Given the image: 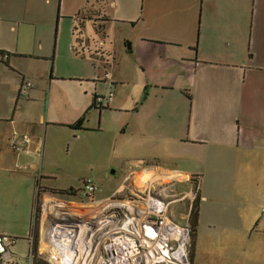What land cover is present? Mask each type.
Returning a JSON list of instances; mask_svg holds the SVG:
<instances>
[{
    "label": "crops",
    "instance_id": "1",
    "mask_svg": "<svg viewBox=\"0 0 264 264\" xmlns=\"http://www.w3.org/2000/svg\"><path fill=\"white\" fill-rule=\"evenodd\" d=\"M88 23L93 34H85ZM19 37L34 43L20 47L13 42ZM62 46L68 58L73 56L75 74L67 77L85 89L68 100L51 96V106L68 112L66 120L53 116L52 124L67 127L64 123L86 114L80 130H88L95 95L109 91L114 98L108 107L130 116L128 144L141 156L110 195L121 191L129 177L147 175L142 173L147 168L197 175L198 224L206 213L202 201L219 208L227 201L225 230L264 231V0H0V51L9 53L8 60L31 58L42 64L36 71L8 66L15 76L6 106H0V190L7 180L21 183L18 177L1 176L8 171V149L19 157L42 150L34 117L43 122L47 88L66 78L57 72ZM89 60L93 76L81 78L78 62ZM27 75L33 87L24 98L18 89ZM29 104L39 107L36 116L17 118L18 109ZM25 161L30 185L26 182L23 197L16 200V213L1 215L0 233L23 238L29 249L32 185L39 181L48 189L43 182L52 176L35 173L34 159ZM185 162L191 165L186 171L168 165ZM208 213L211 220L210 206ZM36 258L44 261L39 253ZM249 259L242 264H262L257 255ZM14 264L22 263L16 258Z\"/></svg>",
    "mask_w": 264,
    "mask_h": 264
},
{
    "label": "rangeland",
    "instance_id": "2",
    "mask_svg": "<svg viewBox=\"0 0 264 264\" xmlns=\"http://www.w3.org/2000/svg\"><path fill=\"white\" fill-rule=\"evenodd\" d=\"M120 31L126 32L125 29H121ZM93 33V26L91 23H88L85 34L89 35ZM13 42H16L20 47L31 42L34 43L33 40L24 37L14 38ZM48 42L52 56L54 36H51ZM71 56L68 58L67 46H62L58 57L57 72L66 78L57 80V83L53 84L50 91L48 89L49 87L47 88L48 101L50 100V102H48V106L44 105L43 122L41 123L40 119L34 117L35 129L40 138L42 150L36 151L31 155L22 153L20 157V154L12 153L10 149L6 152L8 155L10 154L7 160L8 171L6 173L1 172V176L18 177L21 179V183L11 184V181L7 180L9 183L5 185V190H0V217L4 213H16V200L23 197L25 193L24 187L27 186V183L30 185V180H27L25 176V172H28L24 169L26 166L25 158H32L38 163L39 168L35 173H39L41 170L42 173L51 175V180H46L43 183L48 185L49 190L62 191L63 193H57V195L66 199L77 198L67 193V191L78 190L79 193L84 179H91L98 186V191L95 194L96 199L106 198L119 186L124 176L137 167L134 165L136 164L135 160L140 158L141 155L133 151L130 148V144H128L130 137L127 133L130 118L128 112L119 111L111 106L102 108L101 113L99 109H92L87 118L89 123H86V126L89 127L88 130H71L67 127L52 124L53 116H59L66 120L68 112L66 109H60L56 105L51 106V96H54V99L57 97L58 99H70L74 96L81 95L82 90L85 89L76 86L67 77L75 74L73 71L74 68H71L73 63ZM86 58L89 57L86 56ZM53 62L55 68V56ZM78 63V67L80 68L79 76L81 78L93 76L90 60ZM41 65V62L31 58H16L6 61L0 59V106L2 108L6 106V99L11 95V86L15 76L13 71L15 70L14 67L8 66H15L18 70L23 68L24 70L36 71L42 67ZM51 65L52 62L50 61L48 63L49 72ZM95 73H99V75L103 74L100 71H95ZM29 75H27L28 78L30 77ZM86 86L89 89L90 86ZM51 107L52 110H50L51 112L47 117V108ZM38 108L37 106L34 107L29 104V109H18L16 117L26 120L33 118V115L36 116ZM66 124L69 123H64V125ZM23 128L25 129L26 126L24 125ZM148 163L145 162L139 166L142 167ZM168 165L176 166V168L184 171L191 168L188 162L178 163V165L169 163ZM139 175L137 177L142 178ZM132 181L133 176L123 186H126ZM141 184L142 182H136V185L140 186ZM194 185H191V187L193 186V190L196 188ZM32 186V191L36 197L37 185L33 184ZM167 188L166 194H169L168 199L172 201L181 198L185 192L190 190L183 182H177ZM174 194L176 195L173 196ZM35 202L36 198L33 199V205ZM219 205L220 208L213 207L211 202L202 201V206L206 209V213L205 218L202 219L201 223L199 222L196 228L192 255L189 256L191 264H242L243 259L246 260V257H248L246 261L250 262L249 258L255 255L261 258L260 263L264 264V231L249 232L245 230L230 232L225 230L222 226V219H225L229 215L227 213L228 202L221 201ZM209 206L212 208L211 220L209 219L208 213ZM170 210V215L175 221L185 223L189 211L188 199L185 198L182 201L172 203ZM190 220L191 215L188 218L189 224L191 225ZM10 223L14 226V221ZM189 246L188 251H190ZM13 250L18 254L20 262L27 264L25 260L28 255L27 241L23 238L17 239Z\"/></svg>",
    "mask_w": 264,
    "mask_h": 264
},
{
    "label": "built area",
    "instance_id": "3",
    "mask_svg": "<svg viewBox=\"0 0 264 264\" xmlns=\"http://www.w3.org/2000/svg\"><path fill=\"white\" fill-rule=\"evenodd\" d=\"M8 58V53H1V60ZM32 87L31 78H22L18 95L28 97ZM113 98V91L97 94L95 105L108 107ZM13 148L19 150L20 146L14 143ZM142 173L147 177L133 175V181L121 191L103 199H96L98 186L91 179L83 180L79 193L71 191L77 197L74 199L44 192L38 183L34 209L38 237L34 232L29 236L27 264H35L37 253L48 264H191L188 218L198 195L199 177L158 168ZM137 181L142 184L136 185ZM177 182H190L196 188L169 200L167 187ZM185 198L189 203L187 220L179 223L171 217L170 207ZM16 240L0 233V264H14L18 258L12 251Z\"/></svg>",
    "mask_w": 264,
    "mask_h": 264
},
{
    "label": "trees",
    "instance_id": "4",
    "mask_svg": "<svg viewBox=\"0 0 264 264\" xmlns=\"http://www.w3.org/2000/svg\"><path fill=\"white\" fill-rule=\"evenodd\" d=\"M2 52H6V51H0V55ZM8 53V52H6ZM9 54V53H8ZM96 96V95H95ZM90 108H95V109H99L101 110L102 108H98L95 105V97L93 99V104L91 105ZM86 120V114H84L83 116H81L79 119H77L75 122L71 123V124H67L66 126L73 129V130H80L83 129V125L84 122ZM39 183V181H37L36 185ZM44 192H48V193H52L57 195V193H63L62 191L58 192L57 190H49L47 188H43ZM72 190L67 191V193H71ZM37 202V200H36ZM191 242H190V251H189V256L192 255V249H193V245H194V237H195V232H196V228L198 226V221H199V198L197 197L196 201H194L192 209H191ZM38 229H39V221H38V215L33 217V227H32V233L34 232L35 235L38 237ZM16 239H18V237L15 236ZM35 264H48L45 261L43 262H37V258L35 259Z\"/></svg>",
    "mask_w": 264,
    "mask_h": 264
},
{
    "label": "bare ground",
    "instance_id": "5",
    "mask_svg": "<svg viewBox=\"0 0 264 264\" xmlns=\"http://www.w3.org/2000/svg\"><path fill=\"white\" fill-rule=\"evenodd\" d=\"M144 177H147V175H144Z\"/></svg>",
    "mask_w": 264,
    "mask_h": 264
}]
</instances>
